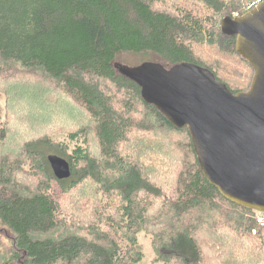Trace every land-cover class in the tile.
<instances>
[{
    "label": "trees",
    "instance_id": "obj_1",
    "mask_svg": "<svg viewBox=\"0 0 264 264\" xmlns=\"http://www.w3.org/2000/svg\"><path fill=\"white\" fill-rule=\"evenodd\" d=\"M255 1L0 0V264H141L142 237L154 263L264 264V213L211 185L128 73L195 64L247 91L221 22Z\"/></svg>",
    "mask_w": 264,
    "mask_h": 264
},
{
    "label": "water",
    "instance_id": "obj_2",
    "mask_svg": "<svg viewBox=\"0 0 264 264\" xmlns=\"http://www.w3.org/2000/svg\"><path fill=\"white\" fill-rule=\"evenodd\" d=\"M237 35V52L254 68L247 91L227 85L195 64L166 71L144 65L129 75L142 87V98L172 124L187 128L203 175L229 201L264 213V2L243 16L221 22ZM59 180L72 175L69 162L48 156Z\"/></svg>",
    "mask_w": 264,
    "mask_h": 264
},
{
    "label": "rangeland",
    "instance_id": "obj_3",
    "mask_svg": "<svg viewBox=\"0 0 264 264\" xmlns=\"http://www.w3.org/2000/svg\"><path fill=\"white\" fill-rule=\"evenodd\" d=\"M262 2H264V0H256L253 4L249 5L248 6V9L249 8H254L256 7L257 5L261 4ZM250 10V9H249ZM235 16L239 17V14H235ZM135 73H138V74H143V73H146V69L144 68H141V69H135L134 70ZM0 105H2L4 107V99L2 96H0ZM0 122H1V119H0ZM58 140H61V141H65L67 140V136H60L57 138ZM76 144H71V147H75ZM52 153H48V155H50ZM142 242H143V246H144V249H145V259L144 261L141 263V264H161V263H154L153 260H154V254H153V249L151 248V245H150V241L148 238L146 237H142L141 238ZM187 248V247H186ZM181 252L182 250L179 249ZM185 254H186V249H185Z\"/></svg>",
    "mask_w": 264,
    "mask_h": 264
},
{
    "label": "built area",
    "instance_id": "obj_4",
    "mask_svg": "<svg viewBox=\"0 0 264 264\" xmlns=\"http://www.w3.org/2000/svg\"><path fill=\"white\" fill-rule=\"evenodd\" d=\"M249 9H251V8H249ZM249 9H248V10H249ZM236 17H237V16H236ZM257 222L259 223V225L264 226V214L261 215L260 217H258ZM253 233L256 234V231L254 230Z\"/></svg>",
    "mask_w": 264,
    "mask_h": 264
},
{
    "label": "bare ground",
    "instance_id": "obj_5",
    "mask_svg": "<svg viewBox=\"0 0 264 264\" xmlns=\"http://www.w3.org/2000/svg\"><path fill=\"white\" fill-rule=\"evenodd\" d=\"M115 86H116V85H115ZM39 93H41V92H39ZM93 123H94V120H93ZM90 125H91V124H90ZM93 126H94V125H93ZM91 127H92V126H91ZM126 143H127V142H126ZM64 209H65V208H64ZM64 209H63V210H64Z\"/></svg>",
    "mask_w": 264,
    "mask_h": 264
}]
</instances>
